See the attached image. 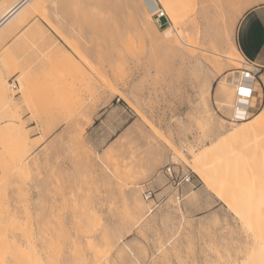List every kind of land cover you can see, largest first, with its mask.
<instances>
[{"label":"rangeland","instance_id":"rangeland-1","mask_svg":"<svg viewBox=\"0 0 264 264\" xmlns=\"http://www.w3.org/2000/svg\"><path fill=\"white\" fill-rule=\"evenodd\" d=\"M125 1H42L0 49V85L7 90L0 89V253L6 264H46L55 252L60 264H79L71 258L77 243L85 263L99 262L103 253L102 264H126L141 259L137 245L151 259L153 249L174 236L167 259L177 264H216L229 254L233 264L247 259L248 238L241 243L237 218L217 193L233 206L254 203L259 220L264 128L209 154V184L193 171L192 151L234 124L213 86L247 66L243 56L234 67L225 59L213 64L206 50L230 51L243 15L264 0H184L178 25L195 43L188 47L152 37L172 27L163 5L168 19L160 25L144 0H136L137 8ZM147 14L153 29L145 26ZM227 85L224 99L232 94ZM202 94L214 109L212 123L199 118ZM168 165L191 174L192 183L173 190L159 175ZM135 198L144 204L141 220L134 217ZM89 242L100 250L96 259Z\"/></svg>","mask_w":264,"mask_h":264},{"label":"bare ground","instance_id":"bare-ground-1","mask_svg":"<svg viewBox=\"0 0 264 264\" xmlns=\"http://www.w3.org/2000/svg\"><path fill=\"white\" fill-rule=\"evenodd\" d=\"M12 2H10V4L8 3V4H4V0H1V2H0V49H1V47L3 46V44L5 43V41H6V39L15 31V30H17L16 28L20 25V24H22V23H24V22H26V20H27V15H28V13H30V11L32 12L33 11V9L35 10V8L37 9V8H39L41 5H42V1H46V0H11ZM127 4H126V3ZM124 2V4H125V7H127V5L129 6V7H135V8H137V1L136 0H127V1H125ZM178 3V5H177V3ZM183 2H184V0H148V3L149 4H151L153 7H152V9L151 10H149V8L146 6V1H145V3H144V5H145V8H146V10L149 12V13H151V14H153L157 9H158V7L160 6L159 4H161V5H165L166 3H168V4H172V5H175V7H172V8H166L167 9V11H168V15H169V19L171 20V22L173 23L172 24V27H167V28H165L163 31H160L161 32V34H160V32L156 29H154L155 30V33H153L152 34V31L154 32V30H152L151 31V34H152V37H154L155 38V36H160L162 39H160V40H163V42H164V40H165V42L167 41L168 43H170V47H174L175 45H176V43L177 42H179V41H182L185 45L187 44V45H191V44H189V43H192L193 44V42H192V40L190 39V38H188L189 36L188 35H185L186 37H184V32L182 31V30H179L180 28V26L178 25V23H179V21H178V11H179V9L181 8L180 6H182L183 5ZM44 3H46V2H44ZM43 3V4H44ZM141 3V2H140ZM39 6V7H38ZM142 6H143V4H142ZM162 6V7H163ZM144 7V6H143ZM135 8H132L133 10H134V12H135ZM145 8H143V9H145ZM127 9H130V8H127ZM126 9V10H127ZM244 9V8H243ZM38 10V9H37ZM41 10V9H40ZM40 10H39V12H40ZM165 10V9H164ZM36 11V10H35ZM242 11V10H241ZM34 12V11H33ZM32 12V13H33ZM129 12V11H128ZM133 12V11H132ZM143 12H146V11H144L143 10ZM139 13H140V9H139ZM147 13V12H146ZM146 13H144V14H146ZM169 13H171V15L169 14ZM132 14V13H131ZM141 14V13H140ZM144 14L142 15V16H144ZM129 16H131V15H129ZM133 16V15H132ZM143 19V18H142ZM29 20V19H28ZM143 21H145V26H151L152 27V29H153V27H154V23L152 24V19H151V17L147 14V17H144V20ZM26 24V23H25ZM153 25V26H152ZM23 27V26H22ZM21 27V28H22ZM150 27V28H151ZM19 28V27H18ZM20 28V29H21ZM19 29V30H20ZM181 33H182V35H181ZM147 34V33H146ZM149 34V33H148ZM148 34H147V36H148ZM154 34H156L155 36H154ZM160 34V35H159ZM186 34V33H185ZM12 36V35H11ZM188 36V37H187ZM159 37V38H160ZM149 38V37H148ZM184 38H186V40L184 39ZM156 39H158V38H156ZM152 40V39H151ZM159 40V39H158ZM159 40V41H160ZM187 40H191V41H187ZM155 41V40H154ZM157 41V40H156ZM155 41V42H156ZM159 41H157V43L159 42ZM160 43H161V41H160ZM162 45H164L165 43H161ZM168 45V44H167ZM186 45V47H188ZM193 45H195V43L193 44ZM192 47H194V46H191V48ZM229 47H230V51H228V52H222V51H220L219 49H217V48H215V49H212V50H206V51H208L209 52V54H210V58H211V61H212V63L213 64H217V62H219V61H221V60H223V59H225V60H229V61H232L231 63V65H230V67H234V66H236L235 64H236V62L237 61H240L241 60V58H242V53L240 52V50H239V48H238V46H237V44L234 42V40L232 39V40H230V44H229ZM195 48H197V47H195ZM204 49V48H203ZM206 49V48H205ZM199 50H200V48H199ZM65 56H68V58H71V55L69 54V53H66L65 52V54H64ZM71 62L70 63H72V60H70ZM225 64V63H224ZM239 64V63H238ZM259 64V63H258ZM215 66H217V65H215ZM228 66V65H227ZM226 66V67H227ZM218 67V66H217ZM223 68H225V67H223ZM227 68H229V67H227ZM224 70V69H223ZM223 70H221V72L223 71ZM226 70V69H225ZM220 71V70H219ZM228 72V71H227ZM264 74V73H263ZM222 76H223V74H222ZM261 78H263V85H264V76L263 77H261ZM219 82H218V84L217 85H214L213 86V89H214V96H215V99H216V101L223 107H231L230 108V115H231V118H232V120L234 121V124L227 130V131H225L224 133H222L220 136H221V138L219 137L218 138V140H215L214 142H212L211 144H209V146L207 147V148H205V149H203V150H201V151H197V153L195 152V150L194 151H192L193 153H195V158H194V161H193V163H192V168H193V171L205 182V183H207V184H209V183H211V173H210V169H211V164L212 163H210V162H208V156H209V154L210 153H212V152H215L218 148H219V146L222 144V143H224L225 141H227V140H239V139H244V138H246V137H248V136H250V135H252V134H256V133H259L263 128H264V118H262V117H260V113L261 112H264V107H263V109L258 113V114H256L254 117H253V119H250L251 118V112L250 111H248V106H240V111L242 112V113H245V116H241V117H237V116H235V107H233V106H230L231 105V97H232V94L230 95V93L231 92H229V97H228V95H227V98H225L224 99V91H225V89H226V85L227 84H232L233 86H232V88H235L236 86H238L241 82H243V83H245V84H248V83H250L251 84V81L253 82V80H252V77L251 78H244V74L243 73H240L239 72V70H236V71H232V69H231V72L230 73H228L227 75H225L223 78H221L220 80H218ZM255 81V80H254ZM217 83V82H216ZM258 83V82H257ZM13 84V83H12ZM20 85V84H19ZM17 86V85H16ZM16 86H14V87H16ZM23 86V83H21V87ZM228 86V85H227ZM231 86V85H230ZM252 86V85H251ZM0 89H1V92L5 95V92L7 91L6 90V86H4V85H0ZM19 87V86H18ZM212 87H211V84L209 85V89H208V94L210 95V89H211ZM225 88V89H224ZM231 88V87H230ZM212 89V90H213ZM205 90H207V89H205ZM227 91H229V90H227ZM207 92H206V94H207ZM203 93V92H202ZM225 93H227L226 91H225ZM204 94V93H203ZM203 94H202V99H201V101L198 103V114H199V118L200 119H202V120H207V121H211V122H209V123H212V119H213V114H214V112H212L211 111V109H209L208 108V105L211 103H209V101L208 100H210L208 97H206V96H203ZM199 95H201L200 93H199ZM205 95V94H204ZM7 96V95H6ZM4 97V96H3ZM201 97V96H200ZM4 99H5V97H4ZM208 99V100H207ZM245 99H247V98H245ZM226 100H227V103H226ZM215 101V102H216ZM217 109V108H216ZM217 115V114H216ZM220 120V119H219ZM89 122L91 123L92 122V120H89ZM229 122H231V120L230 121H228V123ZM208 123V124H209ZM215 123V122H214ZM218 124V126L220 127V128H223L224 127V124H225V120H221V122H218L217 123ZM212 125V124H211ZM214 125V124H213ZM229 125V124H228ZM215 126H216V124H215ZM214 126V127H215ZM227 126V125H226ZM209 127H211V126H209ZM212 129V128H211ZM215 129V128H214ZM216 130H218L217 128H216ZM220 130V129H219ZM212 131H213V129H212ZM192 149H194L193 147H191ZM110 153V152H109ZM225 197V196H224ZM239 197V196H238ZM226 200L227 201H229V202H231L232 200L231 199H228V198H226ZM237 200H239V199H237ZM238 201H236L235 202V204H234V206L235 207H238V206H236V205H239V203L240 204H242L241 203V201L239 200V203L238 204H236ZM143 203H142V200H140V199H137V198H135L134 199V201H133V204H132V208H133V212H134V217H138V220H141L142 219V217L144 216V213H141V211H142V207H143ZM240 206V205H239ZM243 205H241V207H242ZM240 207V208H241ZM243 208H244V206H243ZM243 208H241V209H243ZM259 208V207H258ZM260 209V208H259ZM258 210V209H257ZM256 210V211H257ZM257 213H258V211H257ZM133 217V218H134ZM259 217V216H258ZM136 220V219H135ZM137 220V221H138ZM144 220V219H143ZM134 221V220H133ZM258 221V220H257ZM135 222V221H134ZM142 222V221H141ZM256 232H257V235L259 234V225H258V223H257V228H256ZM255 240V239H254ZM257 240V242H256V249H257V252L259 251V240L258 239H256ZM110 241H111V239H110ZM112 243V242H111ZM89 249H90V255L92 256L93 254H95V255H93V256H95V259L96 258H98V254H100V250L98 249V246L96 247L95 245H94V243H92V242H89ZM100 246V245H99ZM112 246V245H111ZM115 246V244L113 245V247ZM248 246V245H247ZM240 248V250H241V247H239ZM238 248V249H239ZM245 248H247V247H245ZM59 249H61V248H59ZM232 249H234V248H232ZM237 249V248H236ZM248 249V248H247ZM229 250V249H228ZM235 250V249H234ZM242 250L244 251L243 253H245V254H247V252H245V250L246 249H243L242 248ZM230 251V250H229ZM228 251V252H229ZM236 251V250H235ZM238 251V250H237ZM224 252V251H223ZM227 252V251H226ZM225 252V253H226ZM243 253H242V255H243ZM72 255H71V258L74 260V261H76V262H78L79 264H88V262H86L85 263V261L83 260V256H82V254H81V251H80V248H79V244L77 243V244H75V245H73L72 246V253H71ZM233 254V253H232ZM235 254V253H234ZM244 254V255H245ZM59 255H61L60 254V252H55V253H53V254H47L46 256H45V258H46V264H60L58 261H57V259H58V257H59ZM92 256V257H93ZM222 256V255H221ZM230 256H231V254H230ZM233 256V255H232ZM231 256V257H232ZM235 256H236V254H235ZM239 256V255H238ZM6 256H4V254H2V253H0V260H3V264H6V263H4V258H5ZM101 256H99V258H100ZM226 256H224L223 255V258H225ZM237 257V256H236ZM98 258V259H99ZM223 258H221V259H223ZM233 258H235V257H233ZM240 258V257H239ZM242 258V257H241ZM240 258V259H241ZM244 258H245V256H244ZM243 258V259H244ZM94 259V258H93ZM97 259V261H100V260H98ZM233 260V259H232ZM92 262V261H91ZM90 262V263H91ZM108 262V261H107ZM241 262H242V260H241ZM94 263H98V262H93L92 264H94ZM108 264V263H107ZM241 264H243V263H241Z\"/></svg>","mask_w":264,"mask_h":264},{"label":"snow or ice","instance_id":"snow-or-ice-1","mask_svg":"<svg viewBox=\"0 0 264 264\" xmlns=\"http://www.w3.org/2000/svg\"><path fill=\"white\" fill-rule=\"evenodd\" d=\"M146 6L149 10L152 9V5L148 3L146 0ZM165 8H172L175 5L166 3L164 5ZM171 15V13H169ZM182 35V33H181ZM21 81H23V76H21ZM254 96L253 89L251 84H245L241 82L238 86L232 89V103L230 106L235 107V116L241 117L245 116V113L240 111V106H248L251 104L252 97ZM247 98V99H245ZM227 103V100H226ZM261 107H264V93L261 94L260 100ZM223 115V113H222ZM260 117L264 118V112L260 113ZM227 119V117H225ZM220 196V199L224 201L226 205V211L231 212L237 218V224L235 227L239 229V236L241 243L245 235L248 238V245L250 251L247 253V259L243 260V264H264V190H262V199L260 202V210H259V220L253 219V213L255 212V204L254 203H245L243 210L240 207H234L232 203L225 200L224 196L217 193ZM257 223L259 225V234L257 235L256 228ZM183 227V225H181ZM4 239V235L2 233V226H0V241ZM176 239L174 236L172 239L168 240L166 244H161L158 249H153V256L151 259H144L145 251L142 246L137 245L139 251L136 253L141 257L140 260H136L135 256L131 261L126 262V264H177L175 259L169 260L167 256L172 255V250L170 245H172L173 241ZM235 239V234L233 236ZM253 239L259 240V251L257 252L256 247L252 244ZM3 249H0V252H3ZM128 251V249H125ZM103 253H101V257ZM159 257V258H158ZM0 264H3V260H0ZM98 264H102L101 261ZM188 264H191L189 261ZM216 264H233L229 256H226L223 260H217ZM235 264H241L239 258L235 261Z\"/></svg>","mask_w":264,"mask_h":264},{"label":"crops","instance_id":"crops-1","mask_svg":"<svg viewBox=\"0 0 264 264\" xmlns=\"http://www.w3.org/2000/svg\"><path fill=\"white\" fill-rule=\"evenodd\" d=\"M25 28L27 25L17 31L18 34ZM10 43H12L11 40L7 41L4 46ZM236 43L243 58L251 63V67L259 66L260 68L255 81H251L254 96L252 97L253 102L248 105L247 109L253 112L261 107V94L264 93L263 78H261L264 76V3L245 12L237 26Z\"/></svg>","mask_w":264,"mask_h":264},{"label":"built area","instance_id":"built-area-1","mask_svg":"<svg viewBox=\"0 0 264 264\" xmlns=\"http://www.w3.org/2000/svg\"><path fill=\"white\" fill-rule=\"evenodd\" d=\"M144 1H146V0H144ZM153 15L157 16V22L160 25L162 24L164 19H168L166 12L160 6L153 13ZM244 63L247 66L240 67L239 72L244 74V78L249 79L252 77V80H255L257 73L260 71L259 66L251 67L252 66L251 63L245 59H244ZM159 175L161 177H164L168 183V186L177 192H180L186 184L192 183V175L191 174H189L188 172L176 171L171 165H168V166L162 168L159 171ZM145 193H148L147 197H151L153 191L151 189H148V190H145Z\"/></svg>","mask_w":264,"mask_h":264}]
</instances>
